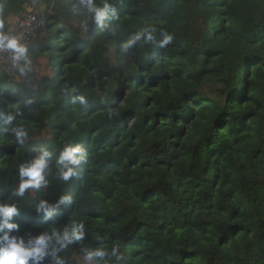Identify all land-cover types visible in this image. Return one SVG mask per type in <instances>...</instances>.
<instances>
[{"label": "trees", "instance_id": "obj_1", "mask_svg": "<svg viewBox=\"0 0 264 264\" xmlns=\"http://www.w3.org/2000/svg\"><path fill=\"white\" fill-rule=\"evenodd\" d=\"M88 2L0 0V36L42 22L0 69L12 234L50 236L42 264H264V0H92L110 6L100 24ZM77 145L63 181L59 154ZM45 150L44 182L18 195L20 166Z\"/></svg>", "mask_w": 264, "mask_h": 264}, {"label": "clouds", "instance_id": "obj_2", "mask_svg": "<svg viewBox=\"0 0 264 264\" xmlns=\"http://www.w3.org/2000/svg\"><path fill=\"white\" fill-rule=\"evenodd\" d=\"M87 7L88 11L93 14L95 22L100 24L104 21L110 6L105 4L103 8H99L92 3V0H89ZM135 39L139 40L140 35H137ZM147 39H152L151 34L147 35ZM170 39V36H166L163 43H167ZM0 44L14 50L16 53L23 54L26 51L18 45L14 37L0 36ZM128 46L131 47V43ZM81 102H83V98H81ZM9 120H11V117H9ZM12 131L17 140L23 143L24 138L27 136L26 131L23 128H14ZM80 151L81 149L77 145L74 147L67 146L60 152L58 175L61 180L69 181L76 175V169L72 165L79 164L81 157H78L77 154ZM48 156L49 153L46 150L42 151L39 158L20 166L18 195H23L29 188H38L44 182L43 173L47 167L46 158ZM64 199H67V197L62 198L61 203ZM40 211H44L46 215H51L47 211L45 201H41L37 206V212ZM16 213L17 208L15 205L0 203V264H42L48 254L47 249L51 237L46 234H40L33 239H29L26 243L23 237L13 235L12 233L19 228L18 224L11 222ZM53 235L57 234L53 233ZM75 238L79 239L80 237L75 236ZM58 242L60 247L63 248L65 247V242H71V238L65 232L63 237H58ZM113 254H115V250ZM95 255L102 257L104 253L96 252ZM57 264H64V261L57 258Z\"/></svg>", "mask_w": 264, "mask_h": 264}, {"label": "built area", "instance_id": "obj_3", "mask_svg": "<svg viewBox=\"0 0 264 264\" xmlns=\"http://www.w3.org/2000/svg\"><path fill=\"white\" fill-rule=\"evenodd\" d=\"M41 25L42 23L36 16L30 15L26 19L18 22L17 29L10 38L14 37L18 45L24 49L33 40ZM20 58V53H16L14 50L8 49L3 44H0V69L5 74H11L18 67Z\"/></svg>", "mask_w": 264, "mask_h": 264}, {"label": "rangeland", "instance_id": "obj_4", "mask_svg": "<svg viewBox=\"0 0 264 264\" xmlns=\"http://www.w3.org/2000/svg\"><path fill=\"white\" fill-rule=\"evenodd\" d=\"M45 7V5H40L37 9H36V11H34L33 9H32V7H31V9H28V12L30 11L31 12V10H33L37 15H39V11H42L43 10V8ZM18 21V20H17ZM41 22V21H40ZM12 30V29H11ZM14 30H16V26H14L13 27V31ZM40 66L38 67V66H35L34 68L36 69V72L38 73V74H43V73H46V72H48V70H46L43 66H44V64H45V62L44 61H41L40 63H38ZM39 136V138H41V139H44L46 136H47V133H46V131H44L43 133H41L40 135H38ZM76 258V260H77V262H78V264H92V262L89 260V259H87V258H85V257H75Z\"/></svg>", "mask_w": 264, "mask_h": 264}, {"label": "bare ground", "instance_id": "obj_5", "mask_svg": "<svg viewBox=\"0 0 264 264\" xmlns=\"http://www.w3.org/2000/svg\"><path fill=\"white\" fill-rule=\"evenodd\" d=\"M42 23V22H41ZM15 33V32H14ZM14 33L12 34V35H10V36H13L14 35ZM21 59V58H20ZM20 62V61H19Z\"/></svg>", "mask_w": 264, "mask_h": 264}, {"label": "water", "instance_id": "obj_6", "mask_svg": "<svg viewBox=\"0 0 264 264\" xmlns=\"http://www.w3.org/2000/svg\"><path fill=\"white\" fill-rule=\"evenodd\" d=\"M30 12V11H29Z\"/></svg>", "mask_w": 264, "mask_h": 264}]
</instances>
